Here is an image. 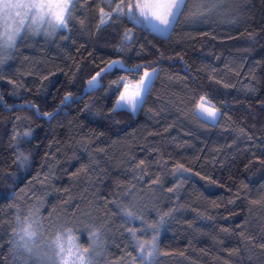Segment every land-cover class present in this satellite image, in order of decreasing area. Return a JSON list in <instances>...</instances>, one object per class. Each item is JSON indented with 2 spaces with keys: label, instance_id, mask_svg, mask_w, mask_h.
Masks as SVG:
<instances>
[{
  "label": "trees",
  "instance_id": "obj_1",
  "mask_svg": "<svg viewBox=\"0 0 264 264\" xmlns=\"http://www.w3.org/2000/svg\"><path fill=\"white\" fill-rule=\"evenodd\" d=\"M118 2L80 0L68 29L24 32L0 57V264H39L15 235L29 219L30 247L67 231L89 249L96 232L101 264H140L129 229L156 235L153 264H264V0H189L167 37L100 25ZM153 68L138 111H112L113 82ZM202 96L215 125L195 115Z\"/></svg>",
  "mask_w": 264,
  "mask_h": 264
},
{
  "label": "snow or ice",
  "instance_id": "obj_2",
  "mask_svg": "<svg viewBox=\"0 0 264 264\" xmlns=\"http://www.w3.org/2000/svg\"><path fill=\"white\" fill-rule=\"evenodd\" d=\"M108 3L114 0H107ZM80 0H0V50L11 49L16 45L17 38L21 36V32L25 31L32 34H38L43 30L45 35H54L60 29H68L69 21L74 19L73 13L77 9ZM189 0H119L115 4V8L110 11L100 9V25L107 24L109 20L120 17H127L134 26H140L149 32L159 34L160 36L167 37L171 34L176 22L179 21L180 16L183 14L185 8L188 6ZM27 25V28L25 26ZM129 33H125V39H130ZM124 67L119 60H114L108 65V70L114 67ZM141 65H135L133 69H126L129 74L134 75L136 70L140 69ZM105 69H101L96 73L91 80L88 81L89 87H95L98 83L97 77ZM156 70L153 68L151 72L144 71L138 83H133L127 76L121 77L113 83L119 87H123L118 99L115 102V107L112 111H130L135 113L139 107L142 106L145 94L150 93V84ZM69 99L68 96L65 100ZM202 103L197 106L195 115L205 123H212L215 125L218 122V110L214 105L209 106V102L205 97L200 98ZM51 115V114H48ZM21 139L31 135L30 132L18 134ZM18 166H24L28 163V156L23 152H19L16 156ZM143 164V161H141ZM188 171L182 165L175 169L176 173H180L181 177L183 172ZM155 182V181H154ZM172 191V189H169ZM255 202V201H254ZM122 218L125 223H133L140 220V216L136 215L133 211L121 208ZM171 213H165L164 216H169ZM164 217L162 216L158 221L159 225H163ZM17 223L21 221L19 217ZM24 226L19 233L25 251L32 253L33 249L30 243L34 242L38 232L42 231V224L37 219H29L23 222ZM151 228L158 234V227L156 225H149L143 228V231H148ZM130 238L133 241V248L138 249V256L140 264H153L154 255L156 253V235L153 236L152 241L140 242L136 237V231L129 229ZM68 235L67 231L57 232L49 243V249L52 256L47 259L52 264H69L68 250L65 249L61 243L63 238ZM98 235L96 232L91 233V240L93 248L96 245ZM150 250H146L149 249ZM72 264H93V259L89 255V249L85 248L83 251L77 249L76 255L70 257ZM39 264H43L37 256Z\"/></svg>",
  "mask_w": 264,
  "mask_h": 264
},
{
  "label": "rangeland",
  "instance_id": "obj_3",
  "mask_svg": "<svg viewBox=\"0 0 264 264\" xmlns=\"http://www.w3.org/2000/svg\"><path fill=\"white\" fill-rule=\"evenodd\" d=\"M25 28H27V25L25 26ZM41 31H43V30H41ZM24 32L25 31H22L21 32V35ZM20 37L17 38V41H18V39ZM3 52H4V50H0V57L3 54ZM200 103H202V101H200ZM209 106H212V105L209 103ZM218 117H219V112H218ZM61 243L64 245L65 249L68 250L69 264H72V261H71V258L70 257H73V256L76 255L77 249H79L80 251H83V249L80 247V245L78 243V239L72 233L68 232V235L63 238V240L61 241ZM98 247L99 246L97 245V242H96V245L93 248V246H92V240H91V243L89 244V249H90L89 250V255L93 259V264H101L102 255H101V252L99 254ZM32 249H33V254L36 255V256H40L41 258H47L48 256H52L53 255L52 252H51V250L49 249V244H41L40 243V244H37L36 246L32 247ZM147 250H150V249H147Z\"/></svg>",
  "mask_w": 264,
  "mask_h": 264
}]
</instances>
